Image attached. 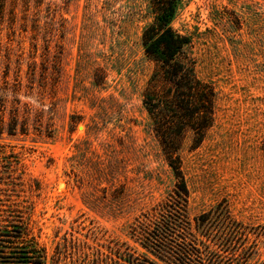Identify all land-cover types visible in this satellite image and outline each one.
<instances>
[{"label": "rangeland", "instance_id": "374dc122", "mask_svg": "<svg viewBox=\"0 0 264 264\" xmlns=\"http://www.w3.org/2000/svg\"><path fill=\"white\" fill-rule=\"evenodd\" d=\"M151 2L43 0L40 26L0 45V225L28 227L48 264L146 253L131 226L173 200L144 103ZM172 26L191 41L178 60L216 91L202 143L187 133L178 151L192 233L215 236L222 264H264V0H178Z\"/></svg>", "mask_w": 264, "mask_h": 264}, {"label": "trees", "instance_id": "16d2710c", "mask_svg": "<svg viewBox=\"0 0 264 264\" xmlns=\"http://www.w3.org/2000/svg\"><path fill=\"white\" fill-rule=\"evenodd\" d=\"M177 2L152 0L154 21L142 35L145 53L158 65L144 93V103L166 161L175 173L174 197L171 202L142 214L131 226V237L146 253L114 244L106 253L98 249L89 259L90 264H159L149 255L164 264H222L220 251L213 247L217 245L215 236L207 235L206 241L195 238L186 216L189 190L178 151L187 133L193 134L197 145L202 143L215 120L216 91L198 77L192 59L178 60L191 41L172 26ZM42 3L43 0H0V45L5 37L12 41L30 27L37 29ZM8 77L7 72L4 84H9ZM16 128L17 124L11 125V130ZM196 226L200 233L208 228L203 221ZM208 239L211 243H207ZM48 261L47 249L30 235L28 227L0 225V264H48ZM52 264L60 262L54 259Z\"/></svg>", "mask_w": 264, "mask_h": 264}]
</instances>
